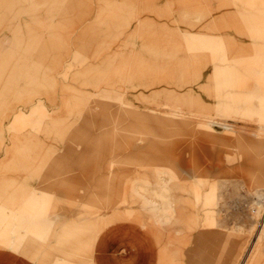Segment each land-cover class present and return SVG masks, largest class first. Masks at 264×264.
<instances>
[{
    "label": "rangeland",
    "instance_id": "obj_1",
    "mask_svg": "<svg viewBox=\"0 0 264 264\" xmlns=\"http://www.w3.org/2000/svg\"><path fill=\"white\" fill-rule=\"evenodd\" d=\"M228 8L242 60L217 109L204 100L217 58L228 74ZM215 28L224 49H203ZM263 28L264 0H0V251L91 264L98 238L135 220L157 264H264V124L241 112ZM186 159L214 191L198 218Z\"/></svg>",
    "mask_w": 264,
    "mask_h": 264
},
{
    "label": "crops",
    "instance_id": "obj_2",
    "mask_svg": "<svg viewBox=\"0 0 264 264\" xmlns=\"http://www.w3.org/2000/svg\"><path fill=\"white\" fill-rule=\"evenodd\" d=\"M234 2L232 3V9L234 7ZM231 6V5H230ZM85 9V8H83ZM227 15L226 18H228V26H227V32L225 35L227 36L226 39V50L228 51V74H218V69L220 66L219 59L215 60L212 64V71L213 73L209 76L211 77V80H209V83L211 86L208 88V90L205 92L206 99L204 100L206 104L212 100L217 101L215 104V108L218 109L219 105L220 107L226 106V99L224 100V90L223 85L226 83L227 93L229 92V89L233 90L235 81L234 80V74L236 73V67L241 65V56H242V50L240 49L239 55L238 51H236L235 43H234V37H233V15L231 8H228L226 10ZM221 13H224V10H222ZM67 15V23L70 25H76L79 24V18L70 17L69 14ZM214 17H221L219 14L214 15ZM81 24V23H80ZM216 28H215V34L211 38V44L208 45V37H203V42L206 43V45H202L203 49L207 50H214V48L217 49H224L223 46H220V42L216 41ZM262 39L260 42L259 48L253 47L250 48L249 52V68L250 70V82L248 84V92H249V100L246 105V109L241 111L248 117L256 116L258 121L264 124V28L261 29V36ZM155 41V40H154ZM146 42V41H145ZM142 43V51H148L150 53H153L156 55V58L154 61L161 60L160 52L163 53L162 57L165 58L167 61L173 62L172 55L170 53V47L164 46V44L159 45L163 46L162 49L160 47H151L152 45H148L147 43ZM153 42V41H151ZM156 43V42H155ZM222 45V44H221ZM166 50L168 51L166 52ZM175 65L176 62H174ZM174 76L173 71L169 72V77ZM237 81V80H236ZM221 82L223 83L221 86ZM238 88V86H236ZM224 101H223V100ZM216 109V110H217ZM240 112V113H241ZM258 161L256 159H253L252 162ZM258 163V162H255ZM259 165L262 167L263 161L259 163ZM183 169L185 171V178H195L196 180L203 174V170L200 169L199 165L193 164V161L190 159H186L183 162ZM197 186L194 190H185V194L188 195L187 198H184L185 202V215L188 219L191 218L195 211V216L198 218L199 214H201L202 209L200 210V205L204 206V201L206 204L211 205V201L213 200L210 196L214 193L212 189L210 188L208 192L205 194L202 192V189L200 188V185L203 183L200 179L196 181ZM264 189H262V193L264 194ZM212 192V193H211ZM260 193V194H262ZM188 212V213H187ZM210 213L205 214L206 218V225L208 226H214L213 222L215 219H213V216H211ZM210 217V218H209ZM244 215H236L235 218L232 219L230 222L231 225H239L242 222ZM125 224L127 226L126 230H115L113 232H104L95 243L92 253H91V264H157L158 260V254L159 250H161V244H157V239L155 236H153L148 230H146L140 223H138L135 220H126ZM227 226L228 222L225 223ZM140 237L143 239L144 244L142 247H135L132 243L133 237ZM148 240V242L153 246L152 250H149L147 248V245L145 243V240ZM0 264H30L27 260H25L22 257H19L15 254H13L11 251L8 252V250L0 251Z\"/></svg>",
    "mask_w": 264,
    "mask_h": 264
}]
</instances>
